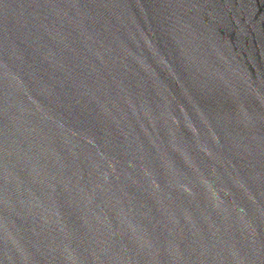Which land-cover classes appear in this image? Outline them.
I'll use <instances>...</instances> for the list:
<instances>
[{"label":"water","instance_id":"obj_1","mask_svg":"<svg viewBox=\"0 0 264 264\" xmlns=\"http://www.w3.org/2000/svg\"><path fill=\"white\" fill-rule=\"evenodd\" d=\"M0 264H264V0H0Z\"/></svg>","mask_w":264,"mask_h":264}]
</instances>
